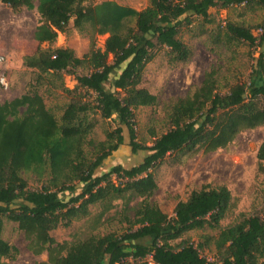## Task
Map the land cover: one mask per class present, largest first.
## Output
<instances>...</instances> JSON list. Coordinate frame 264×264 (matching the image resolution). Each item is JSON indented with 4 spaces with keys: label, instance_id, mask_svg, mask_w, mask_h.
<instances>
[{
    "label": "trees",
    "instance_id": "obj_1",
    "mask_svg": "<svg viewBox=\"0 0 264 264\" xmlns=\"http://www.w3.org/2000/svg\"><path fill=\"white\" fill-rule=\"evenodd\" d=\"M85 1L0 0L13 13L36 9L43 19L33 34L39 45L54 43L58 33L71 28L90 33V49L80 57L69 47L39 46L23 57L24 66L36 70L37 85L68 97L59 118L37 88L0 103V264L18 254L2 237L4 219L17 223L33 254L47 253V261L36 264H264V212L219 229L204 243L182 238L205 226L219 227L231 206L227 187L192 191L171 217L148 201L158 187L153 172L168 155L215 151L241 131L264 125V24L258 36L234 23L225 28L228 41L262 47L248 82H236L220 93L212 69L192 95L168 107L167 129L160 135L151 131L152 145L139 142L135 129V110L157 104V96L141 86L146 64L161 49L173 63L192 56L180 39L182 27L193 16L209 21L211 8L242 2L264 8V0H148L141 10L116 0ZM104 34L101 49L95 41ZM221 36L219 31L215 41ZM64 75L74 77V88L65 86ZM97 115L115 125L102 141L89 138ZM124 129L131 152L148 154L130 167L115 164L105 171L104 161L125 143ZM257 158L264 173V141ZM23 171L35 174L41 186L29 187ZM64 193L69 196L61 197ZM137 198L141 201L134 217L121 234H92L71 242H57L50 234L90 216L93 205L101 207V221L115 201L121 200L125 209ZM210 244L212 259L202 253Z\"/></svg>",
    "mask_w": 264,
    "mask_h": 264
},
{
    "label": "rangeland",
    "instance_id": "obj_2",
    "mask_svg": "<svg viewBox=\"0 0 264 264\" xmlns=\"http://www.w3.org/2000/svg\"><path fill=\"white\" fill-rule=\"evenodd\" d=\"M93 0H86L89 3ZM95 1V0H94ZM121 5L141 10L148 5V0H116ZM209 21L204 22L200 17L193 16L192 23L186 24L180 31V39L192 50L191 58L186 62H170L165 49L146 64L141 86L147 88L157 96V104L153 107L143 106L135 110V129L137 140L152 145L153 130L160 135L167 129L166 111L177 99L192 95L202 84L205 75L215 69L217 72V91L225 93L229 86L236 82H248L252 75L255 59L262 47L251 46L246 41H228L224 38L225 28L228 23H234L244 27H250L253 34L258 36L262 32L264 24V8L256 2L241 3L228 8H211ZM0 28H6L0 32V37H6L13 44L19 37L9 28H21V50L12 53L9 59L0 64V79L3 76L8 86L0 81V103L19 97L34 88L44 98L46 106L60 117L62 109L68 101L66 95L57 90H49L47 86L36 84V70L24 66L23 57L33 54L37 47H69L77 56H82L90 49L89 31L79 32L71 28L69 32L58 33L56 41L52 44H38L34 41L33 33L37 25L43 20L36 11L22 9L19 13H13L6 6L0 7ZM133 24V23H131ZM221 31V38L215 41L217 33ZM107 34L97 35L95 45L103 49ZM83 73L82 70L78 71ZM118 71L115 73L117 74ZM63 81L66 87L72 89L76 85L73 76L64 75ZM109 89L110 87L107 86ZM97 123L89 138L96 141L105 139L106 131L112 130L115 125L112 121L103 120L96 116ZM125 143L113 152L103 164L104 170L111 165L120 164L130 167L143 160L147 151L135 154L128 145V133L124 129ZM264 141V125L241 131L235 139L223 148L205 152H175L155 168L153 174L157 183V189L148 201L156 205L169 217L179 201L188 198L192 191L201 188H216L225 186L231 193L232 201L229 210L220 221L218 228L205 226L200 230H192L182 238L190 239L195 244L204 243L206 236H215L219 229L239 221L243 217L264 212V173L259 170L257 152ZM264 165V161H263ZM29 187L39 188L42 181L38 180L31 171L21 172ZM81 185H78L80 187ZM79 190V189H77ZM69 195H61L67 198ZM141 199H132L124 209L123 202L117 200L113 208L97 221V215L101 211L99 205L90 207L91 215L75 220L70 226H58L50 232L57 242L82 240L89 235H103L107 233L121 234L125 231L134 217L133 209L138 206ZM2 237L18 249L16 259H4L6 264H36L47 261V253L40 255L32 253L29 241L23 231L18 228L16 222L4 219ZM144 239L142 242H148ZM177 241H172L176 243ZM207 258L214 256L213 245L210 244L202 252Z\"/></svg>",
    "mask_w": 264,
    "mask_h": 264
},
{
    "label": "crops",
    "instance_id": "obj_3",
    "mask_svg": "<svg viewBox=\"0 0 264 264\" xmlns=\"http://www.w3.org/2000/svg\"><path fill=\"white\" fill-rule=\"evenodd\" d=\"M4 6L6 7V5H4L0 2V7H4ZM9 10L12 12V10L10 8H9ZM0 26H2V24ZM4 29H6V28H0V32H2ZM9 29H10V31L11 30L14 31L15 36H16V31L18 29L19 37H16V41L13 44L9 43L8 40L6 39V37H2V36L0 37V54L5 56L6 59H9V57L12 56L13 52L16 53L17 50H21V45H22L21 28H9ZM5 33H7V32H4L3 34H5Z\"/></svg>",
    "mask_w": 264,
    "mask_h": 264
},
{
    "label": "built area",
    "instance_id": "obj_4",
    "mask_svg": "<svg viewBox=\"0 0 264 264\" xmlns=\"http://www.w3.org/2000/svg\"><path fill=\"white\" fill-rule=\"evenodd\" d=\"M243 3H245V2H242V4H243ZM4 61H5V56H3L2 54H0V64L3 63ZM0 81H1V83H2L5 87L8 86V84H7L6 80L4 79V77H1Z\"/></svg>",
    "mask_w": 264,
    "mask_h": 264
}]
</instances>
